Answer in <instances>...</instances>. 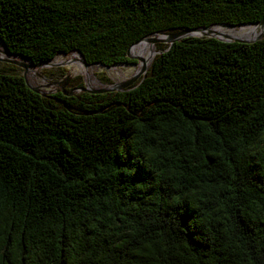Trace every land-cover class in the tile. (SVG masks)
Returning a JSON list of instances; mask_svg holds the SVG:
<instances>
[{
    "label": "trees",
    "instance_id": "1",
    "mask_svg": "<svg viewBox=\"0 0 264 264\" xmlns=\"http://www.w3.org/2000/svg\"><path fill=\"white\" fill-rule=\"evenodd\" d=\"M262 19L264 0H0V44L112 67L153 33ZM158 46L121 92L0 70V264H264V35Z\"/></svg>",
    "mask_w": 264,
    "mask_h": 264
},
{
    "label": "water",
    "instance_id": "2",
    "mask_svg": "<svg viewBox=\"0 0 264 264\" xmlns=\"http://www.w3.org/2000/svg\"><path fill=\"white\" fill-rule=\"evenodd\" d=\"M215 26H219L221 28H251L252 30H254L257 27H260V31L256 34H252V36H248V37H227L225 35H216L214 34L211 29L212 27ZM264 33V19H262L261 21L257 22V23H245V24H239V25H229V24H214L208 27H201V28H195V29H191V30H185V31H181L178 33H174V34H164V33H153L151 35L145 36L143 38H141L140 40H138L137 42H135L134 44H132L128 50H127V55L133 59H135L138 63H142L141 67L135 72V74L133 75L132 78H130L128 81L124 82V83H109V84H102L101 82H97V86H100V88H94L93 86H91V84H89L88 79L85 77V75L83 73H81L82 77H83V81H84V87L85 90L90 93V94H103V93H107V92H112V91H124L127 88H129L131 85L134 84V82L139 78H143L148 70V66H150L153 58L150 61V64L148 66H146L142 59L136 55L133 52V49L136 45H138L141 42H145V41H150L153 44L155 43H167L169 45V47L174 44L175 42L183 39V38H187V37H194V38H211V39H216L218 41L221 42H226V43H247V44H252L255 43L259 40L262 39V35ZM1 45V44H0ZM4 52H5V56L6 57H0V62L2 63H6L9 65H13L15 67H19L20 69L23 70V78L25 80V83L27 85V87L34 91L37 94H41L43 96L47 95V94H52L58 90H53L50 92H45L42 91L38 88L32 87L28 84L27 80H26V71L29 68H49V67H56V66H61V65H67L70 64L71 61H65V62H56L54 61V59L58 56V55H68L70 53H76L80 58H79V62L82 66L84 67H90V66H98V67H102V68H111V67H106L104 65L101 64H93V65H89L84 56L81 54L80 51L78 50H73L70 51L66 54H57L53 59L49 60V61H45V62H41L38 64H34L31 60L20 56V55H14L11 54L6 48L2 47ZM158 52H154V55H156ZM114 67V66H112Z\"/></svg>",
    "mask_w": 264,
    "mask_h": 264
},
{
    "label": "rangeland",
    "instance_id": "3",
    "mask_svg": "<svg viewBox=\"0 0 264 264\" xmlns=\"http://www.w3.org/2000/svg\"><path fill=\"white\" fill-rule=\"evenodd\" d=\"M245 30H252L251 28H244ZM260 27L255 28L251 34L249 36H252V34H256L260 31ZM236 30H240V28H236ZM264 35V33H263ZM262 35V36H263ZM233 37H242V36H233ZM151 44L154 47V51L157 52V49L159 48V44H167V43H155L153 44L151 42ZM66 58L64 60H56L58 62H65L70 60L71 63L67 64V65H61V66H56V67H49V68H36L38 69V77L36 76H28L26 75V80L28 82V84L32 87L38 88L42 91L45 92H50L53 90H60L63 87L67 86V84L73 80L76 77H81L82 81H83V77L81 75L82 71L77 72L78 70H76L77 68L73 65L72 60L76 59H71L69 56L64 55ZM155 55H153L154 57ZM0 57H6V56H0ZM77 57V62L80 64L79 62V57ZM138 62L135 61L134 64H128V65H117L114 67H119L122 72H123V76L120 75H112L109 74L107 71V68H102V67H98V69L94 72V77L96 78V80H98V82H101V80H103V78H108L111 83H124L126 81H128L130 78L133 77V75L135 74V72L138 70ZM7 66H9V64L6 63H2L0 62V70L1 69H5L7 68ZM73 67V68H72ZM80 67H82V65L80 64ZM149 67V66H148ZM16 73L22 75L23 74V70L20 69L19 67H15ZM63 69L66 71V74L64 77H60L58 70ZM72 69V70H71ZM74 71V72H73ZM73 73V74H72ZM126 74V76H125ZM141 77H139L135 82H138L140 80ZM84 83V81H83ZM102 84H105L103 82H101ZM94 88H100V86H97L95 82L92 81V85Z\"/></svg>",
    "mask_w": 264,
    "mask_h": 264
},
{
    "label": "bare ground",
    "instance_id": "4",
    "mask_svg": "<svg viewBox=\"0 0 264 264\" xmlns=\"http://www.w3.org/2000/svg\"><path fill=\"white\" fill-rule=\"evenodd\" d=\"M211 31L214 34H216V35H225L227 37L228 36L229 37H233V36L248 37L253 30L249 29L247 31L244 28H240V30H236V28L231 29V28H221L219 26H215V27H212ZM154 50L155 49H154L153 45L151 44V42L150 41H145V42H141L138 45H136L134 47V49H133V52L142 59L143 63L146 66H148L150 64L151 59L153 58V55H154V52H155ZM0 56H5V52H4L3 48L1 47V45H0ZM67 56H69L71 59H74V58L77 59L76 56H78V55L76 53H70ZM65 58L66 57L64 55H58L54 59V61H56V60H64ZM76 59L72 60V62H73V65L77 68L76 69V70H78L77 72L82 71V73L88 79L89 84L92 85V81H93L97 85L98 80H96V78L94 77V72L98 69V66H90V67L82 66L83 68H81L80 64L77 62ZM68 61H70V60H68ZM56 62H58V61H56ZM141 65H142V63L138 64V69L141 67ZM107 71H108L109 74H112V75L123 76V72H122V70L119 67L107 68ZM38 73H39L38 69H36V68H29L26 71V75L32 76V77L36 76V75L38 77ZM125 76H126V74H125Z\"/></svg>",
    "mask_w": 264,
    "mask_h": 264
}]
</instances>
